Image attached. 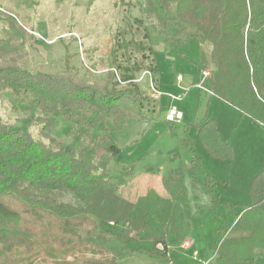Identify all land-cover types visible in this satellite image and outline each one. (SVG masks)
<instances>
[{"label": "trees", "instance_id": "trees-1", "mask_svg": "<svg viewBox=\"0 0 264 264\" xmlns=\"http://www.w3.org/2000/svg\"><path fill=\"white\" fill-rule=\"evenodd\" d=\"M144 3L170 53H179L182 39L210 45L208 58L200 50L199 63L201 70L213 67L212 95L264 127V0ZM5 14L0 10V93L8 92L36 110L32 122L39 138L14 131L0 119V264H119V254L105 257L81 235L87 219L121 225L118 233L100 231L121 244L143 235L156 255L166 257L168 234L184 243L191 228L182 170L161 177L168 198L148 190L134 202L120 194L133 167L115 175L108 170L120 153L114 132L132 119H144V101L133 83V72L140 67L120 73L116 66L94 82L71 74L29 72L21 65L30 35ZM150 70L155 73V68ZM118 84L125 88L117 91ZM59 116L85 128L81 145L67 147L50 135ZM97 126L100 134L92 138L90 130ZM197 132L213 157H232L214 120L201 122ZM199 170L200 160L194 156L188 169L194 188L200 185ZM202 192L212 196V186L204 182ZM256 233L264 239V170L251 182L249 205L217 250L218 263L255 264V250L261 248L255 246Z\"/></svg>", "mask_w": 264, "mask_h": 264}, {"label": "rangeland", "instance_id": "rangeland-1", "mask_svg": "<svg viewBox=\"0 0 264 264\" xmlns=\"http://www.w3.org/2000/svg\"><path fill=\"white\" fill-rule=\"evenodd\" d=\"M0 10L9 13L5 16L13 17L30 35L23 51L21 67L24 70L71 74L94 82L105 79L116 66L121 67L120 73L140 67L133 72V83L144 101V119H132L114 132L120 153L108 168L115 175L124 167H133L127 185L120 190L122 197L134 202L148 190H154L168 198L162 189L161 177L176 169L183 172L186 187L183 203L191 214V228L184 243L174 234H168L166 257L156 255L152 242L143 235L139 241L121 244L100 233H118L121 225H98L95 220L87 219L80 228L81 235L106 254L105 257L119 254V264H215L226 229L240 214L241 205L248 203V180L264 161V150L258 151L253 145L254 136L259 135L264 146V128L213 96L209 78L200 81L202 73L210 74L213 69L209 64L201 70L199 63L200 50L208 58L210 45L199 46L182 39L180 45H173L179 53H170L163 37L157 33L156 21L146 12L144 0H0ZM150 68H155L153 80L162 93L158 102L149 94L147 77L141 79L144 71L153 73ZM119 75L118 72L115 80H119ZM179 76L181 81L177 82ZM199 84L202 88H198ZM123 88L125 85L118 84L115 89ZM170 95L181 100L172 102L168 99ZM171 106L182 113L180 123L165 121ZM36 114L34 108H26L10 93H0V119L12 130L38 139V127L32 122ZM209 119L218 123L224 139L233 136V139L251 140L252 154L247 157L246 152L241 154L236 149L234 162L214 161L202 147L197 132L198 125ZM84 133V127L59 116L50 135L67 147L76 148L84 142ZM90 133L92 138L99 135V126ZM194 156L200 159L204 174L213 173L220 179L214 184V195H219L216 205L200 192L196 198L191 188L188 169ZM251 165L254 169L249 174L245 168ZM222 177L228 178L229 184L223 183ZM157 248L162 250L161 246Z\"/></svg>", "mask_w": 264, "mask_h": 264}, {"label": "crops", "instance_id": "crops-1", "mask_svg": "<svg viewBox=\"0 0 264 264\" xmlns=\"http://www.w3.org/2000/svg\"><path fill=\"white\" fill-rule=\"evenodd\" d=\"M154 74V73H153ZM208 78H209V76H208ZM207 78V79H208ZM201 80H203V79H201ZM200 80V81H201ZM206 80V79H205ZM204 80V81H205ZM212 94V93H211ZM182 120H183V118H182ZM181 120V121H182ZM215 121V120H214ZM216 125H217V129H218V131H219V138H220V140L222 141V143H224V144H227L230 148H231V150H232V157L230 158V159H221V158H216V157H213L211 154H209L206 150H205V148H204V150L208 153V155L214 160V161H218V162H226V161H228V162H234L235 161V159H236V149L238 150L239 149V151L241 152V154H243V151L244 152H246V154H247V157H249L252 153V149H251V145L249 144V142L251 143V140H248L247 138H243V137H241L242 139H240V137L239 138H237V139H233V136H231V138L230 139H224L223 138V135H222V132H221V129H220V127H219V125H218V123L216 122ZM260 127H262V128H264L263 126H260ZM254 138H255V141H254V143H253V145H254V148H256L258 151H260V149L263 151L264 150V146H263V137H261V136H259V135H255L254 136ZM236 147V148H235ZM196 157V156H195ZM198 158V157H197ZM199 159V158H198ZM200 160V159H199ZM201 163V162H200ZM201 167H202V165H201ZM247 169V170H246ZM254 168H253V165H251L249 168H245V171L247 172V173H249L250 174V172L253 170ZM262 170H264V161L263 162H261L260 163V166H259V168H258V170H256L255 172H253L252 174H251V176H250V178H249V180H248V186H247V197H248V203L247 204H245V205H241V207H242V209H241V212H240V214L233 220V222H232V225L229 227V228H227L226 229V234H225V238L227 237V235H228V233H229V231L235 226V224L238 222V220L240 219V217H241V215H242V213L246 210V206H248L249 205V187H250V184H251V182L253 181V179L262 171ZM205 172V171H204ZM204 172L202 171V169L201 170H199L198 171V176H199V183H200V185H198L196 188H194V187H192V181L190 182L191 183V188L196 192V198L199 196V192L200 193H202V194H204L203 192H202V188H203V185H204V182H206L207 184H208V186L210 185V186H212V196H209V195H207V194H205V195H207V196H209L210 197V200H211V203L212 204H214V205H216L217 203H219V195H214V184L218 181V180H220V179H217L216 177H214V174L212 173H206V174H204ZM228 178H225V177H222L221 178V181L223 182V183H226V184H229V180H227ZM197 194H198V196H197ZM214 198V200H215V202H213V198ZM229 204V203H228ZM258 232V231H257ZM260 233V232H259ZM261 234V233H260ZM260 234H258V233H256V236H258V238L256 237V247H257V245L259 246V247H261V248H256V250H255V259H254V262H255V264H264V257L263 256H261L262 254H264V250L262 249L263 248V243H264V239L263 238H261L262 236L260 235ZM224 238V239H225ZM260 239H262V240H260ZM258 240H260V241H258ZM186 241V240H185ZM188 245L190 246V243L188 242ZM215 259H217V255H216V257H215ZM215 264H219L218 263V261H216V263Z\"/></svg>", "mask_w": 264, "mask_h": 264}, {"label": "built area", "instance_id": "built-area-1", "mask_svg": "<svg viewBox=\"0 0 264 264\" xmlns=\"http://www.w3.org/2000/svg\"><path fill=\"white\" fill-rule=\"evenodd\" d=\"M209 74L207 72L202 73V79L201 82H203L205 79H207ZM144 77H147L148 79V91L151 96V98L155 101H160L162 98V93L156 83V81L153 80V73L149 71H144L141 79ZM181 81V77H177V82ZM198 88H202V85L199 84ZM168 99L170 101H179L181 100V97L179 96H168ZM183 118V115L181 112H179L174 106H171L167 109L166 114H165V121L171 124H177L180 123Z\"/></svg>", "mask_w": 264, "mask_h": 264}]
</instances>
